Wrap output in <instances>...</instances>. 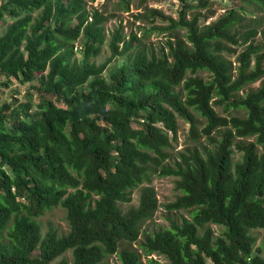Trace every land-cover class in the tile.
Wrapping results in <instances>:
<instances>
[{
  "label": "trees",
  "instance_id": "1",
  "mask_svg": "<svg viewBox=\"0 0 264 264\" xmlns=\"http://www.w3.org/2000/svg\"><path fill=\"white\" fill-rule=\"evenodd\" d=\"M91 1L1 4L0 99L16 81L37 83L22 101L0 107V264H107L109 255L120 264H144V257L162 264L154 255L170 264H264L253 233L264 228V41L254 42L264 0H240L239 9L207 25L194 10L210 0H179L177 18L151 9L137 18L167 22L152 28L184 30L185 39L149 52L137 33L127 37L118 28L110 57L98 66L90 58L106 42L109 18L89 10ZM130 3L119 1L127 11ZM122 57L127 61L103 77ZM178 117L190 123L194 141L204 136L208 145L173 167L165 162ZM153 173L177 177L180 194L167 208L190 218L147 235L140 252L122 244L137 242L158 209L155 190L144 187L127 211L122 204ZM58 206L70 231L44 234L38 219ZM69 251L72 262L62 258Z\"/></svg>",
  "mask_w": 264,
  "mask_h": 264
},
{
  "label": "rangeland",
  "instance_id": "2",
  "mask_svg": "<svg viewBox=\"0 0 264 264\" xmlns=\"http://www.w3.org/2000/svg\"><path fill=\"white\" fill-rule=\"evenodd\" d=\"M6 0H0V7ZM120 0H94L89 2V10L99 9L105 16L109 18L105 25L106 29V42L101 48V52L97 56L90 58V63L96 64L97 66L104 63L111 55V50L109 47L111 36L113 32L120 28L123 33L130 37L132 33H137L140 37L141 43L146 49L151 52L152 50L161 53L163 49L168 50V41L175 40V37H180L185 39V31L180 30L174 32V34H169V32H162L156 28V25L165 26L167 22H162L161 20H151L145 18H137L136 15L142 14L146 15L151 11V9H159L165 15L177 18L179 16L180 2L179 0H131L130 10L127 11L122 5L119 4ZM240 0H210L209 6L200 10L195 9L194 12H199L202 15V23L207 25L216 21L218 18L222 17L224 14L228 13L232 9L240 8ZM189 13V17H190ZM38 16V12L34 14V17ZM256 19L259 20V29L261 33L256 37L255 43H260L264 41V13H256ZM11 20H7L6 24L2 26V33L8 26ZM236 48V53H240L243 47H233ZM82 49V39L80 38L75 44L74 60L76 59L80 63L83 59ZM236 55L230 57L232 61H235ZM124 61H127L126 57L118 58L114 60L108 68L102 74L103 77L109 79L111 73ZM206 78L208 74L204 72L202 74ZM37 83L31 82L26 84H21L19 82H14L10 87L4 88L3 94H1L0 107L4 103H10L13 99H19L22 101L27 97V92L32 90V86ZM261 81L255 82L249 85L241 92L240 95L245 94L251 89H256L260 86ZM217 111L221 114H226L220 107H216ZM242 115L244 113H241ZM196 118L200 122V127H203L204 119L196 114ZM179 129L177 139H172L171 147L169 148L170 158L165 162L166 165L175 166L177 161H180L183 155H189L195 151V149H203L204 146L208 145V140L203 136L201 141H194L190 136V123L184 118L178 117ZM171 138L173 137L170 133ZM236 159H240L241 155L239 153L235 154ZM176 179L175 176H160L158 173H153L151 182L144 183L133 191L132 202L122 204L124 211L129 210L132 206H138L140 201V196L144 187L149 186L155 190L156 196L158 198L159 207L154 212V214L147 218L141 225V234L139 240L135 243L122 244L123 247L130 249L140 250V243H142L145 237L153 232L170 227L172 223H181L184 217L190 218L188 211L177 210L171 211L167 208L170 203L176 201L177 196L180 194L176 189ZM42 225L43 233L45 234L50 227L55 228L59 234L63 235L70 231L69 222L67 220V211L65 208L58 206L51 210H48L43 216L38 219ZM212 228L217 234L222 233L223 227L218 225H212ZM253 233L258 237L257 245L262 249V255L264 256V228L255 229ZM156 259L162 262V264H170L169 261L159 255H154ZM62 258L68 259L70 262L73 261V256L71 251H69ZM147 257H144V264H148ZM107 264H120L117 255H109L106 258Z\"/></svg>",
  "mask_w": 264,
  "mask_h": 264
}]
</instances>
